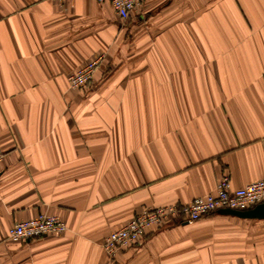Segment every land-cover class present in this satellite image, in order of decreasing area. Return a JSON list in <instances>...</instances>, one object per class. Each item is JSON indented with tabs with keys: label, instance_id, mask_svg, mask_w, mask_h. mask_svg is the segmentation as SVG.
<instances>
[{
	"label": "crops",
	"instance_id": "obj_1",
	"mask_svg": "<svg viewBox=\"0 0 264 264\" xmlns=\"http://www.w3.org/2000/svg\"><path fill=\"white\" fill-rule=\"evenodd\" d=\"M0 149V264H264V219L222 211L102 246L224 174L264 180V0H141L126 21L109 0H0ZM40 213L66 231L7 239Z\"/></svg>",
	"mask_w": 264,
	"mask_h": 264
},
{
	"label": "built area",
	"instance_id": "obj_2",
	"mask_svg": "<svg viewBox=\"0 0 264 264\" xmlns=\"http://www.w3.org/2000/svg\"><path fill=\"white\" fill-rule=\"evenodd\" d=\"M96 1L101 3L104 0ZM109 3L118 18L126 21L130 13L139 7L141 0H109ZM103 59L104 55L99 54L70 73L66 77L68 88L70 90L87 88ZM3 156L0 149V162ZM262 202H264V180L250 182L241 188H232L228 175L224 174L218 179L213 192L197 197L189 203L145 208L135 213L124 226L110 232L102 246L106 256L111 260L121 249L141 245L149 229L170 222L191 223L223 209L242 211ZM65 231V224L56 216L40 213L33 219L15 223L9 229L7 239L17 243Z\"/></svg>",
	"mask_w": 264,
	"mask_h": 264
},
{
	"label": "water",
	"instance_id": "obj_3",
	"mask_svg": "<svg viewBox=\"0 0 264 264\" xmlns=\"http://www.w3.org/2000/svg\"><path fill=\"white\" fill-rule=\"evenodd\" d=\"M224 213H228L240 218H257V219H264V202L255 205L252 208L238 211V210H230V209H223L220 210Z\"/></svg>",
	"mask_w": 264,
	"mask_h": 264
}]
</instances>
